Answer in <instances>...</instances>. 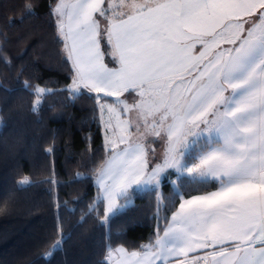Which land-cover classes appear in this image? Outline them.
Listing matches in <instances>:
<instances>
[{"label":"snow or ice","instance_id":"snow-or-ice-1","mask_svg":"<svg viewBox=\"0 0 264 264\" xmlns=\"http://www.w3.org/2000/svg\"><path fill=\"white\" fill-rule=\"evenodd\" d=\"M23 8L9 25L35 15ZM49 15L69 83H20L33 115L65 93L108 114L87 215L107 233L138 193L154 201L149 242L108 240L99 264H264V0H57ZM5 43L0 32L8 65ZM35 183L25 175L3 192L0 212ZM55 229L53 251L71 238L59 212Z\"/></svg>","mask_w":264,"mask_h":264},{"label":"trees","instance_id":"trees-1","mask_svg":"<svg viewBox=\"0 0 264 264\" xmlns=\"http://www.w3.org/2000/svg\"><path fill=\"white\" fill-rule=\"evenodd\" d=\"M25 2L0 0V32L6 34L4 55L10 61L5 65L0 60V207L4 206L2 193L14 190L23 176L36 183L18 192L8 210L0 212V264H99L105 259L108 240L116 245L127 241L129 251L139 250L155 229L154 201L147 193H138L127 210L111 221L107 233L95 214L87 215L88 205L97 196L96 173L109 154L99 107L89 99L65 104V93L48 96L38 114L30 111L36 98L20 82L30 80L59 89L69 80L59 59L63 45L55 42L57 34L49 15L57 0H29L35 15L9 25V20L19 21ZM46 148L54 151L46 154ZM49 178L54 183L41 182ZM163 191L168 194L169 189ZM64 201L74 213L65 207L57 209L55 204ZM58 212L63 231L71 238L53 251L59 239ZM50 251L52 255L45 260Z\"/></svg>","mask_w":264,"mask_h":264},{"label":"rangeland","instance_id":"rangeland-1","mask_svg":"<svg viewBox=\"0 0 264 264\" xmlns=\"http://www.w3.org/2000/svg\"><path fill=\"white\" fill-rule=\"evenodd\" d=\"M100 115H101V113H100ZM107 118H109V117H108V114L105 113V114L103 115V121H106ZM104 143H105V145H106L105 135H104ZM152 147L156 149L157 153L161 152L162 149H163V145H162V144L159 145V146H157L156 144H153Z\"/></svg>","mask_w":264,"mask_h":264},{"label":"crops","instance_id":"crops-1","mask_svg":"<svg viewBox=\"0 0 264 264\" xmlns=\"http://www.w3.org/2000/svg\"><path fill=\"white\" fill-rule=\"evenodd\" d=\"M115 98H109V101L111 102V100H114ZM108 119V118H107ZM101 123H102V130H103V136L105 135V130H104V123H103V117L101 116ZM105 144V143H104ZM106 147V146H105ZM109 155V154H108ZM108 157V156H107ZM107 159V158H106ZM105 159V160H106ZM99 171V170H98ZM95 185H96V181H95ZM202 254V253H201Z\"/></svg>","mask_w":264,"mask_h":264}]
</instances>
